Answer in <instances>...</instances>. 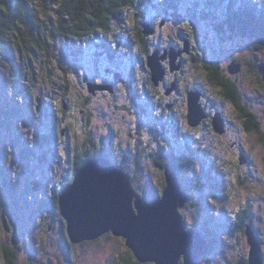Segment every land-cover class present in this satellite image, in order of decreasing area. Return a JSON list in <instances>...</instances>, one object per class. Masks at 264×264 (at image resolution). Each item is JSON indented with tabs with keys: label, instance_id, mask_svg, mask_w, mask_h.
<instances>
[{
	"label": "flooded vegetation",
	"instance_id": "flooded-vegetation-1",
	"mask_svg": "<svg viewBox=\"0 0 264 264\" xmlns=\"http://www.w3.org/2000/svg\"><path fill=\"white\" fill-rule=\"evenodd\" d=\"M229 1L238 3L236 4L237 12L233 15L229 14L224 5H228ZM249 4L250 0H138L131 8L124 11L123 19L114 23L108 34L86 37L76 44L71 38L63 39L62 42H66V51L69 54L82 55L81 51L86 47L91 48L93 53L84 60L85 67L77 80L72 78L69 69L64 68L68 70L67 79L64 77L66 100L63 103V125L66 128L55 123V114L48 100L43 102V99L38 96L36 101L40 99L42 106L38 110L36 102V113L38 116L43 115L45 121L40 125L35 138L31 137L28 140L30 146L27 145L25 149L32 154H35V151L40 153V160L45 162L46 167L54 163L52 155L59 146L69 154V167L56 177L60 180L59 191L62 190L64 183L74 181L76 172L84 166L94 160L105 159L129 176L137 197L148 204H154L162 199L167 188L166 167L172 166L189 195L188 203L179 210L186 230L199 232L210 245L209 254L202 258L199 264H212V258L213 264H250L253 249L256 250V257L260 260V264H264V210H258L262 203L256 204L250 196L244 198L242 203L234 208L231 194L225 197L227 191L232 190L229 186L236 184V179H240L243 184L252 180V177L248 174L235 178L234 169L230 168V172H225L223 178L217 177L216 173L213 177L210 172L206 183L188 184L184 178V172L190 164L194 163L196 152L190 148L196 141L198 131L206 128L210 134L214 133L221 139L227 138L233 131L225 113L229 104L236 114V120L243 121V130L246 134L258 132L263 135V122L259 120L255 111L246 106L247 101L253 103V100L242 93L241 86L236 81L240 73H230L229 66L230 75H227L220 62L213 60V35L203 36L204 29L200 27L204 23L210 24L213 32V25L220 24L222 29L225 27L224 31L217 27L220 33H229L230 36L247 39L250 44L256 42L259 47L262 44L260 30L257 33V40L256 31L251 28L249 10L246 13L240 10L242 7H248ZM219 6L224 7L218 8ZM145 25L148 26L150 34L143 33ZM251 30L252 33H250ZM251 35L254 41H251ZM81 44L83 47L78 48L77 46ZM247 46L251 47L249 43ZM252 49L262 51L254 46ZM153 56L158 57L165 70V78L158 85L152 79L148 64V59ZM204 58H206L207 66L202 63ZM136 64L147 73L145 82H138ZM241 65L242 71L243 64ZM175 67H180V70H173ZM254 72L256 74L255 70ZM257 73L261 76L257 78V82L264 84L258 68ZM201 74L205 75V84L195 81ZM231 85L237 88L241 105L251 110L256 120L262 124L259 129L256 128V120L248 119L232 102ZM207 87L213 88L215 93L222 97L223 102L220 106L212 107L204 103ZM262 87L264 88V85ZM194 92L200 94V104L206 115V118L196 127L189 123V94ZM211 98H213V92ZM130 102L134 108H137V117L141 124L150 118L160 129L148 146L154 148L150 153L163 174V182L161 187L160 185L156 187L148 179L147 189L144 191L146 197L137 192L134 187L135 177H131L120 160L115 158L113 154L115 150L112 149L108 139L101 133L92 131L94 117L98 121L107 122L104 130L109 131L110 118L129 111ZM44 103L47 106L44 107ZM218 116L224 124L222 133L217 132L214 126V119ZM159 133L174 138L177 146L185 151L171 152L157 139ZM140 134V129L130 133L133 142L128 143L126 149L134 150L138 147ZM240 138L241 135L238 134L233 145L228 147V154L236 150V153L240 155L241 166L237 167V170L243 172L244 168L250 166L251 159L245 154V149H240ZM100 142L101 145H99ZM120 143L123 144V142ZM186 152V156H181ZM55 161L57 162V159ZM184 163L187 165L182 171L179 166ZM227 164L231 165L229 155ZM224 166L225 164H222L221 168ZM74 170V176L71 179V173ZM223 183L225 186L221 189ZM205 191L209 192L208 199L212 197L215 203L213 206L207 202L208 199L206 204L202 202ZM57 196L58 193L55 197ZM36 204L35 209H38L40 204L37 201ZM190 207L197 209H190ZM13 242L16 243L15 239ZM3 245L1 243L0 247ZM136 262H138L137 259ZM138 264L142 263L138 262ZM180 264H184L183 260Z\"/></svg>",
	"mask_w": 264,
	"mask_h": 264
},
{
	"label": "rangeland",
	"instance_id": "rangeland-1",
	"mask_svg": "<svg viewBox=\"0 0 264 264\" xmlns=\"http://www.w3.org/2000/svg\"><path fill=\"white\" fill-rule=\"evenodd\" d=\"M252 1L250 0L251 3ZM255 1L264 2V0ZM43 16L42 21L45 20ZM200 27L204 29L203 36L213 35V60L220 62L227 75H230L228 69L233 62L243 64L236 81L240 84L242 93L253 100V103L247 101L246 106L255 111L264 124V88L262 87L264 84L257 82L260 75L257 72L255 74L251 66L253 63L264 62V50L248 48L247 43L250 46V41L248 42L247 39L230 36L229 33H220L217 27L225 30L220 24L213 25V32L210 24L204 23ZM48 44L54 54L52 58L38 48V45V47L29 45L30 47L25 48L23 52L16 48L15 73L5 72L6 78L0 82V244L14 248L15 239L16 243L27 248L28 251L20 252L19 264H135L136 259L129 255L130 250L125 240L106 235L98 243L74 246L69 242L64 220L62 222L59 219L58 221L51 219L49 211L44 214L35 211L36 201L40 204L38 207L40 209L45 205V201L54 200L60 188V180L56 177L70 165L69 154L61 146L52 155L54 163L47 167L45 162L40 160L41 154L37 151L35 154L25 153L26 146H30L28 140L31 137L35 138L40 125L45 121L43 115L38 116L36 113V98L41 97L43 102L48 100L55 114V123L62 126L63 103L66 100L64 68L69 69L72 78L77 80L85 67L84 60L93 53L91 48L86 47L81 51L82 55L69 54L66 51V42H62L58 36L57 41L48 40ZM77 47L83 46L81 44ZM136 66L138 82H145L147 73L137 64ZM195 81L205 84V75L201 74ZM212 92L213 98H211ZM222 102V97L215 93L213 88L207 87L204 103L215 107L220 106ZM45 106L47 105L44 103ZM128 109L129 111L110 118L111 129L107 132L104 130L107 122L98 121L94 117L92 131L101 133L108 139L115 153L121 156L120 163L125 167V171L131 177H135L134 187L137 192L146 197L144 191L147 189L148 179L156 187L159 185L161 187L163 182V174L150 153L154 148L148 146L160 129L150 118L141 124L138 121L137 108H134L131 102ZM10 113L16 116L13 121L7 118ZM225 113L233 131L223 139L214 133L210 134L206 128L198 131L196 141L190 148L196 152L194 163L184 172V178L188 184L206 183L210 172L213 177L216 173L217 177L223 178L225 172H230V168L234 169L235 178L249 174L252 180L242 184L240 179H236V184L229 186L232 190L227 191L225 197L231 194L232 204L237 208L244 198L251 196L256 204L262 203L258 210H264V128L263 135L258 132L246 134L243 130V121L236 120V114L230 104ZM63 128L66 126L63 125ZM137 129L141 131L138 147L134 150L126 149L128 143L133 142L130 133ZM237 131L239 133H236ZM238 134L241 135L240 149H245V154L251 159L250 166L244 168L243 172L237 170V167L241 166L240 155L236 150L228 154V147L233 145ZM157 139L171 152L185 151L177 146L174 138L167 137L164 133H159ZM184 155L186 156L187 152L181 154ZM228 155L231 165L227 164ZM30 157H33L30 159L32 161L28 160ZM222 164H225L223 168H221ZM224 186L223 183L221 189ZM208 197L209 192L205 191L202 202L205 204L208 202L213 206L215 203L212 197L209 199ZM190 209L197 208L190 207ZM0 264H5L2 247H0Z\"/></svg>",
	"mask_w": 264,
	"mask_h": 264
},
{
	"label": "water",
	"instance_id": "water-1",
	"mask_svg": "<svg viewBox=\"0 0 264 264\" xmlns=\"http://www.w3.org/2000/svg\"><path fill=\"white\" fill-rule=\"evenodd\" d=\"M144 33L150 34L145 25ZM176 61V59L173 61ZM148 64L152 79L158 85L165 70L157 56ZM242 65L233 63L230 73L238 74ZM179 71L180 67L173 70ZM264 82V64L258 66ZM200 94H189V123L199 126L206 118L200 104ZM38 110L42 106L37 100ZM217 132L224 124L220 116L214 119ZM167 188L160 201L148 204L137 197L129 176L105 159H97L76 172L73 183L59 198L62 218L67 224L70 242L81 245L95 242L108 234L125 240L127 248L142 264H199L210 251V245L197 231H187L179 210L189 201L172 166L166 167ZM250 264H260L252 250Z\"/></svg>",
	"mask_w": 264,
	"mask_h": 264
},
{
	"label": "trees",
	"instance_id": "trees-1",
	"mask_svg": "<svg viewBox=\"0 0 264 264\" xmlns=\"http://www.w3.org/2000/svg\"><path fill=\"white\" fill-rule=\"evenodd\" d=\"M137 1L138 0H0V82L3 78H6L5 72L15 73L17 65L15 55L16 48H19V50L23 52L25 48L30 47L29 45H38L46 52L49 58H52L53 52L47 44L48 40L55 42L58 36L61 38V41L66 38H71L73 39V43L76 44L86 37L97 36L98 34L106 35L111 31L114 23H118L123 19L124 11L131 8ZM227 4L228 5H224L227 7L229 14H235L237 12L236 4L238 3L229 1ZM223 7L224 6H219L218 8ZM240 10L245 13L249 10L250 13L248 14L251 17V28H254L256 31L255 36L257 40V33L260 30V42L262 44L258 47L256 42H254V44L251 43V48L254 46L255 48L264 50V3L261 4L260 1L253 0L248 7H242ZM42 15H44L43 17L46 21H42ZM52 27H54V29H52ZM252 32L251 30L250 33ZM250 39L254 41L253 35H251ZM202 63L206 66L208 65L206 63V58L202 59ZM253 64L251 66L257 72L259 65L257 63ZM64 72L65 79H67L68 70L65 69ZM11 85L13 84H10V86ZM231 89V99L236 107L239 108L248 119L256 120L255 114L241 105L237 88L231 85ZM7 118L13 121L15 117L10 113V115H7ZM255 123L257 129L262 126L257 120ZM101 144L100 142L99 145ZM25 153L29 155L27 149H25ZM113 154L117 160H121V156L118 153L114 152ZM30 159H33V157L28 158L29 161H32ZM157 162L160 163L158 160ZM186 165L187 163H184L179 166V168L183 171ZM74 172L75 170L71 173V179H73ZM72 182L73 181H70L68 184L64 183L62 190L70 186ZM62 190L58 192V196L55 197L54 200L45 201V205H42L40 209L38 208L35 211L42 214L49 211V213H51V219L53 218L56 221L59 219L63 222L64 219L61 216L59 208V197ZM1 206L4 207V205ZM101 240L102 238L95 242H86L83 244L98 243ZM13 244L14 248H10L6 244L1 246L4 252L5 264H19L18 258L20 252L28 251L26 247L17 245L15 242H13ZM129 255L132 258L134 257L131 251ZM135 264H138V262H135Z\"/></svg>",
	"mask_w": 264,
	"mask_h": 264
}]
</instances>
